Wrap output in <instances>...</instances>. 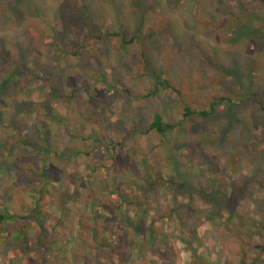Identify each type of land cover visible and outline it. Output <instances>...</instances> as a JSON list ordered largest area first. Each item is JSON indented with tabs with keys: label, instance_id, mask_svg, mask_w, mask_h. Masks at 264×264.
<instances>
[{
	"label": "rangeland",
	"instance_id": "obj_1",
	"mask_svg": "<svg viewBox=\"0 0 264 264\" xmlns=\"http://www.w3.org/2000/svg\"><path fill=\"white\" fill-rule=\"evenodd\" d=\"M5 211L0 264H264V4L0 0Z\"/></svg>",
	"mask_w": 264,
	"mask_h": 264
},
{
	"label": "trees",
	"instance_id": "obj_2",
	"mask_svg": "<svg viewBox=\"0 0 264 264\" xmlns=\"http://www.w3.org/2000/svg\"><path fill=\"white\" fill-rule=\"evenodd\" d=\"M263 4H264V0H260ZM138 30H135L134 32L136 33ZM121 32V35L123 36V39H126V34H127V31L126 30H120ZM138 35H132V37L130 38V41H134L136 38H137ZM12 75H15V72L14 74ZM150 76H151V80L155 83V86L157 88V90L160 89V86L166 82V80H162V77L159 73L157 72H153V71H150ZM7 81L5 80L3 83H6ZM111 87H113V85H111ZM256 93H252L250 96H249V99L253 98L255 96ZM225 100H228L230 102H233L232 99H227V98H220V99H217V100H214L212 103H211V106H210V109L209 110H200L198 111V113L202 116H207V115H210L211 113L214 112L215 110V106L217 104H220L221 102H224ZM185 111H186V115H190L192 113H195L189 106H185L184 107ZM178 124L176 123H171V122H164L163 121V116L160 112L156 111L154 114H153V120L152 122L150 123V126L149 128L151 130H154L156 132H158V134H162V135H167L169 131L171 130H175L177 128ZM96 140L99 141V138H95ZM42 191V190H41ZM124 197V195H123ZM102 200H104V197L102 198ZM186 205V204H185ZM184 204L182 205H177L176 206H184ZM230 214H233L234 211H231V209H228L227 210V216H231L229 215ZM39 214L40 213H37L35 214V218L36 219H39ZM17 221V215L15 214H12L10 212H3V213H0V228L1 230L3 229L5 232H9V224L11 222H15ZM8 229V231H7ZM95 229V232L98 231V229L94 228ZM17 235H20L21 234V231H18L17 233H15ZM195 251H197V249L195 248ZM263 253H264V247L262 248L261 250ZM199 258V256H198ZM208 258H206L207 260ZM209 260V259H208ZM201 264H205V262H201Z\"/></svg>",
	"mask_w": 264,
	"mask_h": 264
}]
</instances>
